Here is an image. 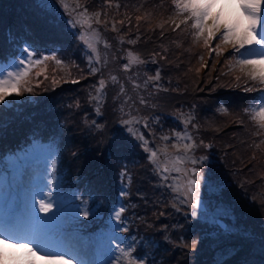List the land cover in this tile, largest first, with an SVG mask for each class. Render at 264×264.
Returning a JSON list of instances; mask_svg holds the SVG:
<instances>
[{
	"label": "rangeland",
	"instance_id": "374dc122",
	"mask_svg": "<svg viewBox=\"0 0 264 264\" xmlns=\"http://www.w3.org/2000/svg\"><path fill=\"white\" fill-rule=\"evenodd\" d=\"M66 2L71 11L74 0ZM80 3L101 13V24L91 21L100 34L99 64L79 39L91 30L73 26L59 0H0V78L17 70L26 47L41 60L22 82L31 91L0 102V209L11 213L3 221L71 244L77 257L71 264H128L121 249L135 264H264V129L250 118L264 106V84L235 63L238 56L220 38L223 29L205 45L207 32L197 37L191 18L182 23L190 14L174 0ZM235 4L216 0L210 15L222 5V19L238 14ZM129 52L143 63L125 71ZM92 67L100 71L93 74ZM101 79L106 86L97 110L90 97ZM121 85L127 103L117 95ZM131 117L139 123H122ZM174 132L191 140H177ZM36 135L44 140L29 146ZM186 143L193 147L180 172H159L149 160L157 151L163 161L165 149L169 159L184 156L172 145ZM192 169L213 181L212 188L201 185L205 212L195 216L185 198ZM37 188L52 200V212L26 216ZM89 209L87 218L79 215ZM71 227L82 236H71Z\"/></svg>",
	"mask_w": 264,
	"mask_h": 264
},
{
	"label": "snow or ice",
	"instance_id": "6c2138e0",
	"mask_svg": "<svg viewBox=\"0 0 264 264\" xmlns=\"http://www.w3.org/2000/svg\"><path fill=\"white\" fill-rule=\"evenodd\" d=\"M59 3L63 7L65 13L70 17V23L73 26L80 25L83 27L87 25L91 30L90 36H85L83 31L81 32L79 39L83 41L87 48L90 50L93 56L96 57V63L99 64L100 57L98 54L97 43L100 42V34L96 29H92L91 21L94 20L96 24H101L100 19L101 13H89L88 9L80 3V0H74V7L69 11L70 5L66 0H59ZM174 3L182 12H189V17H186L182 23H187V20L191 18V27L196 29L195 35L197 37L202 36L207 32V37L204 39L205 45L216 36L218 32H221V39L225 44L232 46L233 52L238 56L235 63L240 66L243 71L245 68L248 71L245 73L251 80L259 81L260 84H264V13H262V7H264V0H236L235 7L239 9L238 14H234L226 19H222L224 5L221 6V11L216 13L214 16L210 15V10L215 6L216 0H174ZM230 6V5H229ZM211 19V24L208 25L206 21ZM179 27V24L176 25ZM113 31H116L115 25L112 27ZM129 43H135V41H129ZM105 47L108 45L105 43ZM26 53L24 58L19 60L16 71H9L6 76L0 78V102L5 101V97L11 94L20 95L21 90L31 91V88H22V82L28 75L30 66L33 64H40L41 60H33L34 49L29 50L25 48L23 50ZM43 59H54V57H44ZM57 64L61 61L56 60ZM91 63V58L89 60ZM143 63L140 58L133 53H128V61L124 64V70L127 71L131 65ZM90 71L95 74L100 71L99 68L92 67ZM2 76V74H0ZM110 79L115 83L117 82L116 76H111ZM159 79V73L155 76H149L148 82L156 81ZM239 79V77H237ZM99 87L95 89L96 94L91 96L90 99L95 101L98 109L101 106L104 95L103 90L105 89V80L101 79L98 81ZM134 88H138L139 85L134 84ZM251 90V89H247ZM118 96H125V103H127L130 97H127L125 93V88L123 85L120 86V92ZM140 104H145L146 101L141 98ZM247 111V110H246ZM253 119L259 129H264V106H261L259 111H252L250 117ZM133 122L139 123L135 117L130 119L122 120L124 125H131ZM130 132L131 128L128 129ZM173 135L177 140H191V137L184 133L174 132ZM141 141L144 140L143 136L137 137ZM162 139H168V137H163ZM193 147L192 143H186L182 146V149L177 144H173L172 148L177 152L183 151L184 156H175L169 159L166 149L162 150L164 152L165 159L161 161L158 158L157 151H151L149 155V160L157 166V170L162 173L169 172H180L181 168L178 166L182 164L187 157L189 150ZM259 147V145H257ZM145 151H149L147 147V142L144 141ZM192 178L187 179L185 191V198L190 203L192 208V215H196V208L198 204L201 203L200 200V189L203 184L206 188L213 187V181L211 177L205 178L204 173L200 169H192ZM185 177L189 175L187 171L184 172ZM162 179H168L166 175H162ZM174 191L176 189H173ZM125 195L121 191V196ZM39 196L40 199L36 200L35 197ZM47 200V202H46ZM59 201H57L58 205ZM38 206V211H37ZM53 202L51 199H47L42 188H37L33 191L25 204L24 212L26 216H31L32 214L44 213L48 214L52 212ZM89 210L79 212V215H83L85 218L89 216ZM125 211L124 207L121 206L118 211H115V219L120 220L121 214ZM95 215V213H92ZM48 216V215H44ZM53 244H60L61 246L54 247ZM73 246L71 244L64 245L62 240H58L53 236L46 234H40L37 232H29L21 228L18 223L12 222L4 228L0 229V264H36L34 259L39 255L42 259L51 262V264H71L73 259H77L73 255L71 250ZM8 249H19L18 252H9ZM124 257L128 259V264H135L134 261L130 259V254L124 249L120 250ZM77 264H81L77 260Z\"/></svg>",
	"mask_w": 264,
	"mask_h": 264
},
{
	"label": "trees",
	"instance_id": "16d2710c",
	"mask_svg": "<svg viewBox=\"0 0 264 264\" xmlns=\"http://www.w3.org/2000/svg\"><path fill=\"white\" fill-rule=\"evenodd\" d=\"M1 64L3 65L4 64V62H1ZM1 65V66H2ZM0 66V67H1ZM35 140H44V138H42L41 136H39V135H36L33 139H30V143H33ZM12 152H14L15 153V151L14 150H10V154L12 153ZM8 155V151L5 153V155H7L8 156V158H10L12 155Z\"/></svg>",
	"mask_w": 264,
	"mask_h": 264
},
{
	"label": "water",
	"instance_id": "95a60500",
	"mask_svg": "<svg viewBox=\"0 0 264 264\" xmlns=\"http://www.w3.org/2000/svg\"><path fill=\"white\" fill-rule=\"evenodd\" d=\"M200 200H201V199H200ZM196 210L199 211L200 213H204V212H205V211H204V207H203V205H202V200H201V203L198 204ZM217 225H218V227H220V228H222V229L225 228L224 225H222V223H220V222H218Z\"/></svg>",
	"mask_w": 264,
	"mask_h": 264
}]
</instances>
